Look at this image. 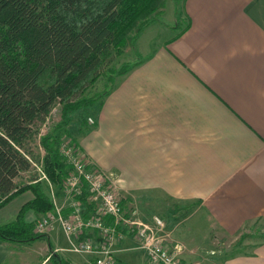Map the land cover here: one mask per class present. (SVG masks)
I'll use <instances>...</instances> for the list:
<instances>
[{"label":"crops","instance_id":"1","mask_svg":"<svg viewBox=\"0 0 264 264\" xmlns=\"http://www.w3.org/2000/svg\"><path fill=\"white\" fill-rule=\"evenodd\" d=\"M180 20L175 35L117 78L91 118L93 141L76 140L78 149L121 180L124 213L140 207L153 226L154 209L167 206L161 216L177 224L190 211L186 221L201 216L208 227L204 238L192 233L207 247L215 235L255 233L244 252L197 251L217 253L209 264H264V0H184ZM32 197L22 193L1 208L0 226ZM41 216L24 215L34 234ZM61 236L56 229L28 243L2 242L0 264H52L54 254L76 264ZM134 240L110 245L119 263L147 264Z\"/></svg>","mask_w":264,"mask_h":264},{"label":"trees","instance_id":"2","mask_svg":"<svg viewBox=\"0 0 264 264\" xmlns=\"http://www.w3.org/2000/svg\"><path fill=\"white\" fill-rule=\"evenodd\" d=\"M164 1L0 0V209L22 193L33 196L14 221L0 226V243H28L44 237L34 234L23 218L27 211L45 215L53 210L49 184L60 198L71 167L59 153V139L67 134L70 114L102 105L117 78L135 65L115 68L113 63L127 48H134ZM101 77L105 91L85 95ZM56 105L61 108L60 125L39 138L43 156L35 158L28 145ZM35 163L41 164L49 184L39 177L18 183ZM87 196L84 188L79 199L88 212L92 206ZM68 213L69 209L63 211L65 216ZM111 223L112 218H107L106 224ZM85 237L97 238L95 233ZM50 260L70 264L56 254Z\"/></svg>","mask_w":264,"mask_h":264},{"label":"built area","instance_id":"3","mask_svg":"<svg viewBox=\"0 0 264 264\" xmlns=\"http://www.w3.org/2000/svg\"><path fill=\"white\" fill-rule=\"evenodd\" d=\"M88 122L93 123L91 119ZM59 153L71 167L62 183L60 198L53 192L41 164H33L40 175L39 179L49 184L53 204V210L34 224L36 234L59 229L68 243L69 252L94 255L93 264H121L114 257L110 245L134 233L132 237L152 264H182L177 256L181 253L180 246L175 245L173 253L164 248L163 241L169 235L164 233V223L158 216L152 217L151 226L135 221L124 213L121 180L117 175L95 168L70 140H61ZM84 188L88 195L86 202L92 206L88 212L79 199ZM65 209H69L66 216L63 214ZM109 217L112 223L107 225L106 219ZM86 233H95L96 241L85 237Z\"/></svg>","mask_w":264,"mask_h":264},{"label":"rangeland","instance_id":"4","mask_svg":"<svg viewBox=\"0 0 264 264\" xmlns=\"http://www.w3.org/2000/svg\"><path fill=\"white\" fill-rule=\"evenodd\" d=\"M183 2L184 0H165L163 8L159 13H157L151 19L148 27L145 28L143 32L140 34L139 38L135 42L134 48L133 46L127 48L124 54L118 57L112 66L116 68L124 63L130 64L133 63L135 60L138 61L140 59H143L155 47L162 45L164 42H166V40H168L170 37L175 35L183 26L180 20V13L182 10ZM110 88H111L110 85L106 86V92H108ZM104 91H105V81L101 77L96 81V83L93 86L87 88L84 91V94L87 96H92L93 94L102 93ZM78 99L79 97L77 96L73 99V101H77ZM99 108H100L99 103H97L92 107H87L86 109L76 111L70 114V123L67 126V134L69 133V135L64 134L60 136L59 141L70 140L75 144L77 149L79 148L77 145V141L80 143L79 146L81 145V143L87 146V143L92 142L93 140L90 134L92 133L94 126L89 124L87 120L92 118L95 121L96 116L98 115L97 113ZM60 122H61V108L59 105H56L51 111L50 115L48 116L46 122L39 127V133L37 137L33 141H31L28 145L29 150L33 153L35 158H39L43 156V150L39 146V138L45 134L54 133L56 128L60 125ZM35 165L38 164L35 163ZM104 171L110 172L112 170L110 171L104 170ZM39 176L40 175L36 167L33 166L32 170L29 173L22 174L21 177L17 180V182L26 183L30 179ZM166 208L167 206L154 209L152 211V214L154 216H158L159 219L162 220L165 226L164 233L165 234L167 233L169 235L163 241L164 248L167 249L169 252L173 253L175 245L181 247V253H179L177 256L182 264H198L197 263L199 261L198 258L200 257L203 258L202 260L203 264H209V261L207 259L217 256L216 252L207 254L204 251H202L203 252L202 254L201 251H197L201 247H203V249H206L208 251L212 248H216L217 250L221 251V256H223L222 253L224 252V250H226V252L230 254L244 252L246 251L247 246H249V244H251V242L253 241L251 240L252 239L251 237H253L255 233H251V234L241 233V235L237 236L236 238H229L228 240L225 241L220 239L219 235L218 236L215 235L213 238L211 237V240L213 239L212 242L214 243V246L211 247L202 246L201 245L202 243H199L198 238L195 239L196 238L195 236L192 237L193 236L192 233L193 234L196 233V236L202 238H204L205 236H209L208 227L202 221L201 216H197L191 219L190 221H186L188 220L191 213L190 211H188L187 214L185 213L183 214L185 215V217L183 218L182 223L178 222L177 224L175 220H172L170 221L172 223L171 224L167 222L166 218L161 216V212L159 211V209L160 210L162 209V212L164 213V210H166ZM133 212H136V214L135 215L132 214ZM125 214L133 218V220L135 221L146 222L143 220L144 218L140 207H137L136 209L135 207H133L127 213L125 212ZM45 215H42L41 218L44 217ZM178 228L180 229V231L178 233L175 232V236H174L173 233ZM260 234L261 233L257 234L258 236V238H256L257 241L259 239H262L260 237L261 236ZM132 235L134 236V233ZM60 239H61L60 246H64L65 249H68V243L63 234ZM94 240L96 241V239ZM97 241H101V239H98ZM120 241H115L114 243H118ZM141 251L144 253L146 258L145 252L143 250ZM63 254L69 257V259L76 264L81 263L79 257L82 255L94 256L90 254H75L69 251L68 253H63ZM146 263L152 264L147 260V258H146Z\"/></svg>","mask_w":264,"mask_h":264}]
</instances>
